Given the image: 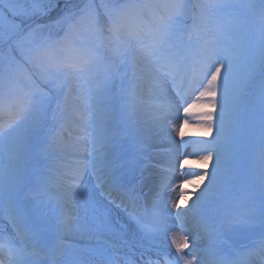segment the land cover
Wrapping results in <instances>:
<instances>
[{"label": "rangeland", "instance_id": "374dc122", "mask_svg": "<svg viewBox=\"0 0 264 264\" xmlns=\"http://www.w3.org/2000/svg\"><path fill=\"white\" fill-rule=\"evenodd\" d=\"M7 2L10 7L0 8V12L3 11L0 15V101L4 103V110L0 111V123L15 118V109H9L8 104L20 95L22 88L45 93L47 110L41 120L37 147L17 152L14 145L0 146V241L17 240L8 212L11 204L15 211L24 215L26 224L32 225L39 218L37 238H44L41 245L45 251L48 246L51 248L61 241L50 233L51 227L58 224V219L53 210V195L47 184L46 168L57 150L51 140L54 119L63 113L70 97L75 95L80 106L88 110V146L84 150H89L90 162L104 157L103 161L110 168L118 167L119 176L135 185L144 178L147 163L153 156V148L150 146L155 137L152 136L154 129H158V134L162 131L160 108L155 109L150 129L137 108L136 83L139 77L153 72L163 77L169 89L174 91L171 82L161 71V61L185 60L186 74L178 78L177 85L184 91L187 89V101L190 103L199 94V89L193 92L195 84L190 82L187 73L197 68L200 49L205 43L215 47L218 59L229 60L234 68L241 70L244 54H247V61L250 63L258 60L264 49V18L258 10L254 11L251 7L253 4L258 6L260 0H224L228 5L224 9L213 8L211 5L214 0H183L187 6L184 16L168 25L167 41L155 55L147 51L146 46L153 37H159L167 23L171 9L166 5L171 0H68L70 6L94 4L100 20L99 28L95 30L84 26L69 28L67 23L58 22L65 10V0H61L47 15L33 16L31 19L26 13L31 12L33 0ZM44 2L48 3L49 0ZM51 2L55 4L56 0ZM116 5L131 7L125 15H114L110 21L106 8L110 10ZM194 5L196 14L193 13ZM193 15L195 21L192 20ZM110 23L114 27L111 35ZM117 26L119 41L116 39ZM21 28L25 31L20 32ZM18 31L20 34L14 38ZM11 38H14L16 45L4 47ZM89 49L98 50V57L96 63L85 71L65 67L64 71L51 76L45 74L42 79L33 67L36 65L43 70L52 64L79 63ZM139 57H142L140 63ZM21 70L35 73L32 76L35 85L21 76ZM255 78L250 81L245 101V108L249 109L245 112L249 125L226 165L230 168L229 175L223 183L215 185L212 193L214 203L210 201L207 204L214 214V234L224 221H231L222 227V235L219 237L221 244H232L233 247L251 243L262 235L259 222L261 213L264 212V134L261 131L259 97L261 79L254 84ZM46 80H51L52 83H47ZM175 98L178 99L176 95ZM184 106L180 105V108L183 109ZM219 111V108L214 110L215 113ZM184 119L182 110L178 128L183 126L184 140L188 142L186 146L198 147L196 153L205 146L216 147L218 142L224 143L223 136L215 127L205 135L204 130L197 127L195 115L188 117L187 125H184ZM176 138L182 146L181 138L178 135ZM201 141L210 143H198ZM98 144L101 148L98 150V157H95ZM204 170L212 173L213 165H207ZM182 181L183 177L180 176L166 190L167 199L161 211L163 224H169V218H174L176 214L177 208L173 205L179 203L182 197L179 188ZM205 181L203 183H207ZM74 185L75 213L83 215L82 226L77 227L76 232L84 228L85 231L97 234L91 211L93 202L102 205L110 213L113 231L105 233V237L121 243L124 233L138 232L130 222L122 219L121 214L124 216L126 208L117 207L120 205L117 199L114 201L102 191V183L93 167H85ZM172 196H176V202L172 201ZM141 217L145 219L142 214ZM63 241L64 254L57 264H72L76 257L94 261L98 257L90 255V249L104 243V240L93 244ZM45 258L43 255L39 257L41 264H44Z\"/></svg>", "mask_w": 264, "mask_h": 264}, {"label": "snow or ice", "instance_id": "6c2138e0", "mask_svg": "<svg viewBox=\"0 0 264 264\" xmlns=\"http://www.w3.org/2000/svg\"><path fill=\"white\" fill-rule=\"evenodd\" d=\"M58 3L59 0H56L55 4L51 0L48 3H45L44 0H33L32 10L26 13V15L29 19L33 16L47 15ZM0 6L10 7L6 3V0H0ZM211 6L216 9L228 7L224 0H214ZM130 7V5H116L110 10L106 8V14L109 16V20L112 21L114 15L123 16ZM166 7L171 9L167 23L164 25L159 37H153L146 46L147 51L153 55L166 43L168 25L176 23L182 18L187 6L183 0H171V3L166 5ZM251 7L254 11L258 10L261 17L264 18V0H260L258 6L253 4ZM58 22L67 23L69 28L84 26L93 30L99 28L100 25L99 15L96 12L94 4H84L83 7L70 6L68 0H65V10L59 17ZM13 27H17V25H13ZM115 30L117 32L116 39L119 41L118 26ZM113 31L114 27L110 23L109 34L111 35ZM97 57L98 50L89 49L85 58L79 63L71 65L52 64L43 70L36 65H33V67L36 68V72L40 73L43 79L45 74L51 76L53 73L64 71L65 67H71L76 71H85L96 63ZM185 63V60H181L180 62H173L172 60L161 61V71L171 82L179 103L186 105L183 107L184 125L188 124V117L195 115L198 120L197 126L204 130L205 135L209 134L213 127H215L217 132L223 136L224 143L220 144L218 142L216 147L205 146L201 148L199 153H189L179 162L178 166L180 169H184L186 166L191 168L193 165L196 168L203 169L204 165H207L215 157L212 173L206 170L181 172L183 181L179 184V188L181 190L180 196L182 197L185 196L184 183L194 184L196 188H199L200 184L206 178H209V184L216 185L218 182L223 183L229 175L230 168L226 165L231 159L237 142L243 138L249 125V121L245 117V112L249 110L245 108V101L250 88V81L257 75L261 78L259 97L261 105V131L264 134V49L261 50L258 60L250 63L247 61V54H244L241 70V68H234L233 63L229 60L218 59L215 47L210 43H205L200 49L197 68L193 72L187 73L190 82L195 84V87L192 89L193 92L199 89V94L190 103L187 101L186 92L177 85L178 78L186 74ZM34 74L28 70H21V76L32 85H35V81L32 80ZM197 80L199 81L198 83L196 82ZM45 82L52 83L51 80H46ZM154 87L161 94L165 92L164 85L159 80L154 81ZM46 104L45 93L42 91L37 93L36 91L22 88L20 95L8 104L9 109H15V118L8 122L0 123V146L14 145L17 152L37 147L41 132V120L47 110ZM170 107L171 101L164 96L159 103L161 112H168ZM206 108L211 110L205 111L204 109ZM217 108L220 109L219 113L214 112ZM3 110L4 103L0 101V111ZM176 135L181 138L182 146L188 143L184 140L185 132L183 126L176 129ZM198 143L206 144L210 142L201 141ZM192 155L198 156V159H190L189 157ZM172 171L175 172V169H172ZM188 177H194V179H189ZM169 179V177H165L161 180L162 188L166 189L169 186ZM203 200L204 194L201 193L193 203L198 204L199 202H203ZM117 207H120V205H117ZM173 207L179 209L180 205L179 203H175ZM91 211L96 222V229L98 230L97 239L99 240L105 233L113 231L110 213L105 207L96 202L91 204ZM8 212L12 219V227L17 240L4 239L0 241V252L7 255L9 264H41L39 257L44 255V251L43 248L37 247L38 240L34 239V237L39 236V218H36L34 223L29 225L25 223L24 215L15 211L11 204H9ZM129 215L137 222L141 235L138 236L136 232L123 234L121 244L128 250L125 255H118L116 245L110 244L108 241H104L103 244H97L96 247L90 249L89 254L93 256L100 255L103 259V264H158V261L152 260L151 257L145 258V253L151 247L154 234L164 228L163 221L159 217L158 212L154 209L153 221L151 223L143 222L140 217L135 216L133 213H129ZM181 216L182 214L178 211L176 217L180 220L183 234L174 233L172 235V243L175 246L176 253L179 255L174 260L166 262V264H229L227 260L215 257V254L211 250H209L208 255L205 257H201L197 253L194 259H186L184 250L189 248L190 237L193 242L192 248L193 250L196 249V234L185 228V223L181 219ZM230 223V220L223 222L221 228L217 229V238L222 235V227ZM252 223H255L254 216L252 217ZM259 227L262 230V238L256 249L249 250V255L255 251H264V212L261 213ZM69 228L70 217L65 216L61 221V230H68ZM29 245H31L30 250ZM226 246L228 248L233 247L232 244H226ZM137 249H139V252H137ZM137 255L139 256V262L136 259ZM0 264H3V262L0 261ZM72 264H89V261L82 257H76L72 261Z\"/></svg>", "mask_w": 264, "mask_h": 264}, {"label": "bare ground", "instance_id": "6f19581e", "mask_svg": "<svg viewBox=\"0 0 264 264\" xmlns=\"http://www.w3.org/2000/svg\"><path fill=\"white\" fill-rule=\"evenodd\" d=\"M138 60L140 63L142 57H139ZM157 80L161 81L164 85L165 92L163 94L154 87V81ZM136 84L138 88L136 105L139 112L147 120L146 126L148 129L152 127L151 122L156 112L155 109L159 108V103L164 96L171 101V107L168 112H161L162 131L158 134V129H154L155 131L152 136L155 135V137L153 141H151L152 145L150 146L153 148V151H151L153 156L150 157V161L147 163L144 178L139 180L134 188L128 185L125 189H122L123 186L126 185L127 180L119 176L118 167L112 169L107 162L103 161L104 157L102 159L98 157V150L101 148V145H97L99 146L95 154V157H98L96 159L97 161L93 163L90 162V152L89 150H84L85 147L88 146L86 139L89 133L87 127L88 110L80 106V103L76 101L74 97L75 95L72 94L73 96L67 101V105L61 117L54 122L52 141L57 150L51 161H49V166L46 168V176L48 180L47 184L50 186L53 195V210L58 219V224L51 227L50 233L58 237L61 241L55 243L51 251H47L49 259L45 261V264L57 263L60 261L62 258L61 255L64 254L65 249V242L63 240L78 239L87 242L104 240L108 241L110 244L116 245L118 255L126 254L128 251L121 243L114 241V239L110 237H105V235L98 240L97 234L91 231H85L84 228L76 232L77 227L82 226L83 215L82 213H75L76 208L73 202V196L76 185H74V183L78 181L80 172L85 167H93V170L95 169L94 171L98 173L99 182L103 184L102 191L110 195L114 194L117 198H121V202H123L129 210L131 209L130 213L141 212L147 217L145 221L151 223L153 221L154 209L158 212L159 217L164 219L161 215V211L164 206L163 203L167 199L166 190H168L175 181L180 179L181 172L203 171L207 165L215 164L214 157L207 165H204L203 169L196 168L195 165L191 168L187 166L184 169L179 168V162L189 153L196 152L198 148L186 145L182 147L177 141L176 129H178L179 119L181 118V112L183 110L180 108L181 104L179 103V99L177 100L175 98V92L169 89L168 83L165 82L163 77L153 74V72L142 74ZM192 120H194V118ZM102 150L103 152L105 151L104 148H102ZM189 158L197 160L198 156L192 155ZM170 167L171 170H169ZM172 169H175V172H173ZM165 177L170 178L168 180L169 186L166 189L161 187V180ZM188 178L194 179V177ZM205 182L207 183H201L199 188H196L194 184L185 183V196L181 197L179 201L180 208L176 211V213L179 211L182 214L181 219L185 223V228L193 234H196V249L193 250V242L190 237L189 248L184 250L186 259H194L197 253H199L201 257H205L208 255L209 250H211V252L215 254V257L230 260L231 262L228 261L229 264H252L253 262H257L258 258L264 255V251H255L251 255L246 253H249L250 249H256L260 240L238 250H232L220 244L221 237L217 238L216 233L214 234L213 231V211L207 206L210 201L214 203V196L212 193L215 189V185L209 184V180L207 179ZM201 193L204 194L203 202L194 204L193 202L196 201L197 196L201 195ZM176 200V196H172V201L176 202ZM127 211L125 212L124 220L132 222L131 224L134 229L136 227V222L127 214ZM65 216L70 217V228L68 230H61V221ZM76 216L77 218H75ZM170 222L171 224L169 225L163 224L164 228L154 234L151 247L145 253L146 259L148 257L153 259L155 256L161 257L162 254L167 252L166 250H169L175 256L179 255L176 253L171 238H169V233L173 230L175 234H183L182 231L176 227L177 225L180 226V220H178L177 217H172ZM137 235H141L139 230ZM34 239L38 240L37 237H34ZM40 245V240H38L37 247L41 248ZM30 249L31 245H29V250ZM137 252H139V249H137ZM5 256L6 255L0 252V261H2L3 264H9L8 257ZM242 256L244 259L240 261ZM136 259L139 262L138 255ZM96 261L97 259L94 261L91 260L89 264H95ZM158 264H162V261L159 260Z\"/></svg>", "mask_w": 264, "mask_h": 264}, {"label": "trees", "instance_id": "16d2710c", "mask_svg": "<svg viewBox=\"0 0 264 264\" xmlns=\"http://www.w3.org/2000/svg\"><path fill=\"white\" fill-rule=\"evenodd\" d=\"M8 1H9V0H8ZM6 3H7L8 5L10 4L9 2H7V0H6ZM0 8H4V7H3V6H0ZM6 9H7V7H6ZM2 12H3V11H2ZM2 12H0V15L2 14ZM4 13H5V11H4ZM16 17H17L16 19L18 20V19H19L18 16H16ZM19 21H20V20H18V22H19ZM16 23H17V22H16ZM19 24H20V23H19Z\"/></svg>", "mask_w": 264, "mask_h": 264}]
</instances>
